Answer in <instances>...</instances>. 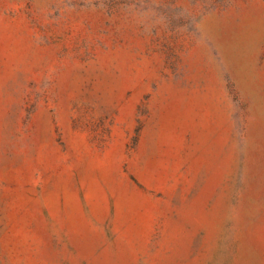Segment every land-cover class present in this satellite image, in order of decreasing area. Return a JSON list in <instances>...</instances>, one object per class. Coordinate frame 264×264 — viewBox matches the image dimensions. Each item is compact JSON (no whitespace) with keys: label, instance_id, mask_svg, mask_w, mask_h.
I'll use <instances>...</instances> for the list:
<instances>
[{"label":"rangeland","instance_id":"1","mask_svg":"<svg viewBox=\"0 0 264 264\" xmlns=\"http://www.w3.org/2000/svg\"><path fill=\"white\" fill-rule=\"evenodd\" d=\"M0 264H264V0H0Z\"/></svg>","mask_w":264,"mask_h":264}]
</instances>
